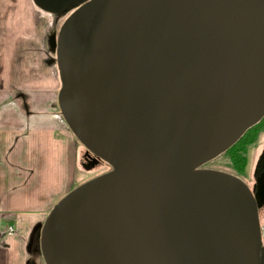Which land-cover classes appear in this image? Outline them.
Instances as JSON below:
<instances>
[{"label":"water","instance_id":"water-1","mask_svg":"<svg viewBox=\"0 0 264 264\" xmlns=\"http://www.w3.org/2000/svg\"><path fill=\"white\" fill-rule=\"evenodd\" d=\"M32 2L67 14L57 108L110 168L51 208L43 264H264V169L203 168L264 118V0Z\"/></svg>","mask_w":264,"mask_h":264},{"label":"crops","instance_id":"crops-1","mask_svg":"<svg viewBox=\"0 0 264 264\" xmlns=\"http://www.w3.org/2000/svg\"><path fill=\"white\" fill-rule=\"evenodd\" d=\"M1 62L0 264H28L41 224L66 192L65 177L57 191L46 190L48 162L67 169L73 141H66V125L51 108L53 86L13 84L4 79L6 61ZM40 261L41 256L34 262Z\"/></svg>","mask_w":264,"mask_h":264},{"label":"rangeland","instance_id":"rangeland-1","mask_svg":"<svg viewBox=\"0 0 264 264\" xmlns=\"http://www.w3.org/2000/svg\"><path fill=\"white\" fill-rule=\"evenodd\" d=\"M66 17L67 14L56 17L44 13L34 6L32 0H0V63L6 61L3 64L6 63L7 68L4 79L16 85L43 82L47 88L53 86L50 95L54 113L59 112L54 91L60 87L54 42ZM66 129V141H73L68 151L67 169L65 167L62 171L53 161L48 162L46 168L47 191H57L65 177L66 192L63 196L78 185L110 170L104 163L97 166L87 164L84 160L85 149L67 126ZM253 138L244 149L245 165L241 171H235L227 158H216L203 168L234 175L250 189L259 168L264 165V125L255 131ZM259 223L264 248V206L259 213Z\"/></svg>","mask_w":264,"mask_h":264},{"label":"trees","instance_id":"trees-1","mask_svg":"<svg viewBox=\"0 0 264 264\" xmlns=\"http://www.w3.org/2000/svg\"><path fill=\"white\" fill-rule=\"evenodd\" d=\"M264 125V118L254 127L250 128L246 131V133L236 142L230 149H228L224 154L219 156L218 158H227L234 168L235 171H241L245 165V157H244V149L247 147L252 141L254 137V133L257 129ZM262 209V208H261ZM258 210V216L261 211ZM38 236L39 232H37V240L35 242V249H33V253L31 254L28 264H35V260L39 257V245H38ZM40 264H43L40 261Z\"/></svg>","mask_w":264,"mask_h":264},{"label":"flooded vegetation","instance_id":"flooded-vegetation-1","mask_svg":"<svg viewBox=\"0 0 264 264\" xmlns=\"http://www.w3.org/2000/svg\"><path fill=\"white\" fill-rule=\"evenodd\" d=\"M84 160H85V162H86L87 164H89L90 162H92L93 159H92L91 155L86 154V152H85V153H84ZM100 163H101V162H98L95 166L99 165ZM263 169H264V165L261 166V167L259 168V170H258V172H257V174H256V176H255L254 183H253V185H251V187H250V190L252 191L253 194L256 192V179L258 178L260 172H261ZM262 208H263V207H262Z\"/></svg>","mask_w":264,"mask_h":264}]
</instances>
